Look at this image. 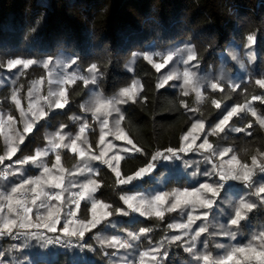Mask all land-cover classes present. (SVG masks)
Masks as SVG:
<instances>
[{
	"label": "trees",
	"instance_id": "trees-1",
	"mask_svg": "<svg viewBox=\"0 0 264 264\" xmlns=\"http://www.w3.org/2000/svg\"><path fill=\"white\" fill-rule=\"evenodd\" d=\"M250 35L254 43L247 40ZM247 46L254 53L249 83L230 88L222 77L218 81L222 92H211L206 85L200 102L195 93L184 95L178 80L173 79L158 87L165 77V70L155 68L156 53L165 57L181 54L190 48L196 56L198 76H210L217 81L216 74L222 70L232 76L237 73L236 64L228 59L223 63L222 56H228L232 51L242 56ZM145 55L152 56V61L146 60ZM14 59H31L36 63L26 69L23 78H19L15 76L16 70L8 69V63ZM60 61H66L80 72L94 74L95 84L73 85L68 90L69 104L65 109L48 114L33 124L31 133H24L22 126L29 115L22 117L21 111H27L28 102L32 99L27 94L39 80L45 83L49 68ZM45 63H48V68L44 67ZM93 64L96 65L94 70L91 69ZM0 78L4 80L0 87V111L16 122L12 137L13 143L19 146L11 159L6 158L0 163V166L14 164L11 177L0 181V192L8 193L24 179L40 175L30 163L20 165L16 162L45 147L49 130L66 125L65 128L77 133L78 123L87 121L94 129L93 145H98L97 120L83 113L82 109L89 87H96L105 97H113L136 82L135 100L121 105L120 116L124 119L120 122V129L141 151L136 152L133 145L128 144L131 151L125 152L119 167L122 176L126 177L134 175L142 167L154 165L150 172L125 185L116 184L115 173L111 169L100 168L92 179L101 184L95 198L113 205V215L104 221L108 224L102 222L97 225L78 245L67 250L49 246L38 237L19 242L2 239L0 253L4 262L12 260L16 263L25 259L24 264H121L119 255L113 254L116 250L101 246L99 241L111 236L127 237L128 232L140 235L142 228H151L152 231L141 235L140 240L131 241L138 253L149 251L164 241L156 260L152 259L156 254L149 251L146 264H188L190 258L184 250L185 245L165 239L174 236L172 229L167 227L172 224L170 213L161 220L154 214L145 217L132 212L127 216L118 215L115 208L128 210L119 198L121 195L147 192L161 185L165 191L190 186L186 176L193 175L194 167L200 175L212 168L198 153L177 152V156H172L166 151L183 146V137L194 130L192 125L197 122L205 124L202 135L206 134L212 144L229 147L255 173L253 188H246L239 181L231 185L230 188L235 190L229 202L236 198L238 206L240 198L244 197L257 205L241 222V238L235 242L237 245L251 242L260 250V241H254L252 237L264 231V203L248 193L264 186V173L252 164L253 156L257 157V165L264 164V127L254 116H245L243 121L236 120L237 116H234L232 123L245 131L223 132L214 136L209 133L221 115L219 109L212 106L213 97H217L222 106H242L259 95L263 100L257 106L262 111L264 109V88L256 83L258 79L264 80V0H0ZM13 95L19 100V107L12 99ZM20 135L25 136L23 143L19 140ZM158 152L163 155L157 156ZM7 153L6 139L0 134V156ZM56 154L61 156L59 167L67 170L64 187L68 191L63 193V197L68 202L71 192L69 173L80 166L81 159L64 147ZM54 155L49 156L48 164L55 159ZM53 174L59 175V171L53 169ZM193 179H197V175ZM216 179L214 176L211 181H219ZM223 192L220 197L223 196L222 201L227 202L229 191L224 189ZM6 203L0 199V204ZM89 209L90 206L83 201L79 211L81 219L91 218ZM6 213L7 208L0 217ZM2 221L0 219V223ZM62 225L59 224L58 228ZM60 237L68 241L64 236ZM219 243L210 241L215 246L208 244V251L223 249L216 247ZM231 264L258 262L245 261L238 255Z\"/></svg>",
	"mask_w": 264,
	"mask_h": 264
},
{
	"label": "snow or ice",
	"instance_id": "snow-or-ice-1",
	"mask_svg": "<svg viewBox=\"0 0 264 264\" xmlns=\"http://www.w3.org/2000/svg\"><path fill=\"white\" fill-rule=\"evenodd\" d=\"M247 40L249 43H254L253 36H248ZM189 55L187 56V59L183 62L185 64H188L189 61H193L196 59L195 53L192 49L187 50ZM157 56L160 55V53H156ZM149 62L152 61V56L145 55L144 57ZM234 58V57H233ZM251 59H254V57H250ZM173 59V55L169 54L166 57H164V64H167L169 61ZM36 61L28 59H14L11 60L8 63V69L16 68L17 66H22L24 69H27L30 65L35 64ZM73 63H75V60H73ZM48 63L44 64L45 68H48ZM161 67H163L162 64L157 63L155 64V68L159 70ZM91 69H96V65L93 64L91 66ZM178 78V77H175ZM174 79V76L172 74H169L164 77L163 81L161 82L158 87H163L168 81H171ZM87 83V81H85ZM256 83L261 85V87H264V80L258 79L256 80ZM183 85H184V95H188L189 91H194L196 93V99L197 101H200L202 99L201 92L199 90L198 84L194 81L192 73H190L187 69L183 72ZM212 89H217V84L211 85ZM222 90V89H221ZM31 96V93H29ZM52 95H57L58 98L54 101V103L49 102L48 108L49 109H64L67 104V96L66 92L63 88L60 89L59 93H53ZM136 95V82L133 83L131 88H123L120 91V99H101L99 96L96 98L95 106L93 109H90L92 111L93 118L98 119V114H103L105 117L110 116L112 112L120 113V108L116 107V104H123L126 103L128 100H135ZM13 100L16 101L17 107H19V100L15 95L12 97ZM254 100H260L261 97H253ZM45 100H47V97H45ZM217 108H220V104L218 102H213ZM247 110H249L252 114V116L256 117L257 112L254 108H251L250 106H246ZM244 108H241L240 106L232 107L230 110L226 112L225 115L219 120L218 123L214 126V128L211 130L209 135H216L218 133H222L225 130V127L228 125L229 121L232 117L238 115L241 111H243ZM28 112L31 113L32 116V122L26 123L24 127V133H31L33 131V124L37 122L40 119L45 118L49 113L44 110L43 107H40L38 104L36 105L34 109L33 103H29ZM21 115L27 116L28 113L21 111ZM259 119V117H257ZM9 120H12V117H8ZM124 117L121 115L115 120V125L117 128L116 138L117 139H127L126 136L120 134L122 130H120V122L123 120ZM109 121L107 118H105L102 121V127H101V134H100V143L103 144L105 141V135L106 133L103 131L105 127H107ZM259 123L261 126H264V119H259ZM66 127V125L61 126V131H57L54 135V137L50 138L48 143L50 145V148L47 149H37L34 156H29L24 158L23 160H19L16 163L20 165H25L31 162L34 165H37L39 167H42V172L40 175L32 177V178H26L19 184H16L11 188V191L8 193L0 192V199H3L6 201V204H0V213H3L5 211V208H7V212L9 214L15 215V219H10L7 216L0 217V219H3V223L0 224V235H3L5 233H11L16 230H31L36 229L40 233H59L58 236H66V237H76L80 240H83L86 233L91 231L92 229L96 228L98 224H100L102 221L108 220L112 215L113 211L111 209L113 208V205L110 203H106L101 199L95 198V193L98 191V189L101 187V184L93 179H89L86 183H83L82 185H78L76 182L69 180V185L72 188L80 187V191L73 192L69 196V201L73 204H75V208H80V202L87 199L91 201L90 206V219H74L77 216L76 211L72 210L71 208H68L67 211L63 213V225L62 227H57V225L61 221V214L58 209H56L55 205H49L48 201L56 200L61 201L64 203V197L63 193L68 191V188L64 187L65 183V175L64 173L67 171L66 169L59 167L61 162V156L57 154L55 156V163L52 165V169H50L46 164L43 163L42 158L47 157L49 155L50 151H54L56 149H59L61 147L64 148H70V150L73 153L78 152L80 159H85L86 152L83 149L77 148V141L81 139V135H76L75 138H72L70 140V144L63 143L66 139H68L70 134H61L63 128ZM193 129L199 128L201 131H203L205 124L203 122H197L196 124L192 125ZM248 127H251L249 124ZM89 128V124L87 121L83 123V125L79 128V133L83 134L85 133L86 129ZM233 131L241 132L245 131L244 128H234ZM250 134V133H249ZM189 139V136L186 135L183 137L184 141H187ZM19 140L21 143L24 142L25 136L20 135ZM59 141V142H57ZM128 144L133 145V149L136 152H140L141 149L137 148L131 139H128ZM87 143V141H85ZM198 149H202L205 151H211L212 156H219L221 159L225 157V155L231 151L230 148H224L222 150H219L218 152L213 149V144L209 142L207 135L205 136L202 143L198 145ZM16 147H10L8 153L6 156H0V163H3V161L8 158L11 159L13 155L17 152ZM91 149H89L90 151ZM124 152L131 151L128 148L123 149ZM168 153H171L172 156H177V152H189L193 151V143H188L185 146H181L179 149H173L168 148L166 150ZM105 153L101 151L99 156L93 155L90 157L92 160H102V162L115 173L116 177V184L117 185H125L131 182L133 179L141 177L143 174L150 172L153 168V164H149L147 167H142L138 171L134 173V175H128L126 177H123L120 171L119 162L121 159H123L120 155H115L113 159L116 161V165L113 166L111 160H103ZM157 156L163 155V153H157ZM169 158V157H165ZM179 158V157H177ZM156 157H153V160H155ZM206 161L209 164H212V168L206 172L203 173L204 176L209 178V181L212 180V178L218 177L219 181L227 182L229 180L233 181H240L244 184L246 188H253V176L254 171L252 168L249 167L248 164H240V162L237 160V157L233 155L230 160L225 161L224 163H221L220 165H216L213 163L211 157H205ZM225 164H227V170H225ZM252 164L259 167V171L261 173H264V164L257 165V157H252ZM53 169H58L59 175H50L53 171ZM88 172L92 173L93 169L91 167H88L87 164H85L84 168L79 169V172ZM0 175H7V173H0ZM72 174L69 173V176ZM197 173L194 172L193 176H196ZM47 178V179H45ZM32 187H29V186ZM224 187V183H212V182H204L199 184L198 187L188 189L184 188L183 190H177L176 193H174V199L169 204L168 202V193H161L157 194L156 196L152 197L151 199L142 198L136 195H121L119 198L123 202V205L126 206L128 209L127 211L125 208L116 207L115 213L118 215L127 216L129 215V212L139 213L141 216H152L153 214L163 220L165 215L164 206L168 205L166 208V211L171 213L177 210H187V222L186 223H177V224H168L167 227L169 229H179V230H185L182 232L181 235H174L172 237H165V239L169 240L170 242H177L180 241L185 245L184 250L188 253L193 254L194 258L198 261H202L203 264H230V262L234 261V257H237L238 255L243 257L245 261H257L258 264H264V231H261L258 235H255L252 237V240L254 241H260L259 248L260 250H257V248L253 245V243L249 242L244 245H237L232 244L227 247L226 249V255L221 259H213L212 254L208 251H204L202 253H197V243L199 241V238L202 234H204L207 231V226H199L194 231L192 230L193 224L197 220L204 219L207 220L208 218V212L205 211L201 215H194V212H196L197 208L200 209H212L213 206L216 204V199H218L221 195V190ZM45 188L48 189H60V191L56 192H50L45 191ZM29 193L31 194L29 196ZM248 195L256 196L260 198L261 203H264V186H260L258 188H255L254 191L248 193ZM41 196L45 197L46 200H40ZM216 198V199H214ZM31 200V205L36 207L35 212V221L32 219V217L29 215L32 213V207L29 206L28 200ZM40 200V203L37 204V201ZM257 205L255 203L249 202L246 198L241 197L238 206L235 207L234 215L229 219L226 228L221 232V236L227 237L230 241H235L237 238V235L240 233L241 228V222L245 221L248 218V213L252 212ZM42 209H46V212H42ZM154 209V212L152 211ZM55 210V214H54ZM73 224H78L79 227H71ZM41 228L45 230V232L39 231ZM235 229V230H233ZM151 228H142L140 230V235L134 234L132 232L127 233V239L121 238L119 236H111L109 239H103L100 240L99 243L101 246H107L108 248L115 249L116 251L113 252L114 255H118L119 251L121 249H131L133 247V244L129 241H138L140 240V236L144 235L146 233L151 232ZM185 237L187 239L185 240ZM149 243L151 244V240L149 239ZM164 241H160L159 244L154 245L149 251L152 253H155L156 255L152 256L153 260L157 259V256L161 252V249L163 248ZM217 248H226L223 244H217ZM206 248V244H205ZM149 251H143L140 252V259L143 261L144 257L149 255ZM2 253H0V264H5V262L2 259ZM126 264H132L131 261L127 260V257H121Z\"/></svg>",
	"mask_w": 264,
	"mask_h": 264
},
{
	"label": "rangeland",
	"instance_id": "rangeland-1",
	"mask_svg": "<svg viewBox=\"0 0 264 264\" xmlns=\"http://www.w3.org/2000/svg\"><path fill=\"white\" fill-rule=\"evenodd\" d=\"M172 55H173V59L171 61H169L167 64H164V57H162L161 55L156 56L158 58L156 60H154L155 61L154 66L157 63L162 64L163 67H161L158 71H160V70L164 71L165 70V73H164L165 76L172 74L174 76V80H178V86H179V88H182L183 91L185 90L184 85H183V72L187 69L190 73H192L194 81L198 84L202 97H203L204 91L206 90V89H204L206 85L210 87L211 92H215V90H217V94L222 92V90H221L222 87L218 83V81H220L221 80L220 78H222V77L227 81L230 88H237L238 85L249 83L250 75H251V71L253 69V63H254V59L250 58L251 56L254 57V53H253L252 48L247 46L245 48L244 55H242V56H239V54L237 52L232 51V53L230 55L222 56L223 57L222 60H223V63H225L227 59H228V61L235 63L237 66V73L234 76H232L230 74H226L225 71L222 70V72H219L216 74L217 81H214L212 79V77H210V76H203V77L198 76L197 69H196L197 64L194 60L189 61L188 64H185L183 62L184 60L187 59V56L189 55L188 51L183 52L181 54H176V55L172 54ZM166 56L167 55H165V57ZM152 59H153V57H152ZM10 70H16L15 76L16 77L19 76V78H23L24 75H26V72H25L26 69H24L22 66H17L16 68H13ZM95 77L96 76L94 74L91 75V74L83 73V72L76 70L75 68H71V65L67 64L66 61H60V62L56 63V65H53L49 68L47 75L45 76V78H46L45 83H44V80L41 79L34 84L33 88L29 92V93H31V96L29 95V93L27 94L28 97H32V99L28 102L27 106L29 107V103H33L34 109H35L36 105L38 104L40 107H43L44 110L46 112H48L49 116H50V115L56 113L57 111L61 110V109H49L48 108V103L49 102L54 103V101L58 98L57 95H52L53 93L58 94L60 89L63 88L65 90L66 96H67L68 90L71 89L73 87V85H75L77 83H82L85 85H88L90 83L95 84L94 83ZM175 77H178V78H175ZM85 81H87V83H85ZM34 82H35V80H32V83H34ZM3 83H4V80L0 78V87H1V85H3ZM212 84H217L218 88L212 89L211 88ZM189 93H195V92L189 91ZM98 96L101 99H114V98L120 99L119 95H116L113 97H105L96 87H89V89L87 90V95H86V98L84 100V104H83V108H82L83 113L93 117L92 111H90V109L94 108L95 101H96V98ZM45 97H47V100H45ZM254 97H257V96H254ZM258 97H260V96L258 95ZM262 100H263L262 98L260 100H254L252 98L248 103H245L244 105L240 106L241 108H244V110L241 111L238 115H236L237 116L236 120L239 119L240 121H243L245 116L251 117L252 114L249 110H247V107H246V106H250L251 108H254L256 110V112H257L256 120L259 123V119H264V112H263L264 109L262 111V108H259L257 106V104L262 102ZM214 101L218 102L220 104L221 108H217L215 106V104L213 103ZM68 104H69V101H68ZM68 104H67V106H68ZM121 105L122 104H116V107L120 108V110L122 111ZM212 106L214 108H216L217 110L219 109V113H221L220 118L218 119V122L223 117V115L226 114V112L228 110H230L232 107H236V105H234V104H227L225 106H222L221 102L218 100L217 97H213ZM121 111H120V113L112 112V114L110 116H107V117H105L102 113L98 114L99 118L96 120H97V128H98L99 137L101 134L102 121L105 118H107L109 123H108L107 127H105L103 129V131L106 133L104 143L101 144L100 139H99L97 146L93 145L94 144L93 139L91 138L93 136V133H94L93 132L94 129L92 127L89 126V128L86 129L85 133H83V134L79 133V128L83 125L84 122L78 123V132L77 133H73V131L71 129H67L65 127L63 128L61 134H70L68 139H66L63 143L70 144V140L72 138H75L76 135H81V139L79 141H77V148H78V150L83 149L86 152V157L83 160L81 159L80 166H77L76 169L71 172L72 175L69 178L71 181L76 182L78 185H82L83 183H86L89 179H92V176L100 168L108 167V165L104 164L102 162V160L90 159L91 156H93V155L99 156L101 151H103L105 153L103 160H111L113 166H115L116 161H115V159H113V157L117 154L120 156H123L125 154L123 149L124 148H128V149L130 148V147H128V142H127L128 139H117L116 138L117 128L115 125V120L120 116ZM23 112L28 113V115H29L25 119L26 120L25 124L31 123L32 122L31 113L28 112V109H27V111H23ZM257 117H259V119ZM45 118H43V119H45ZM233 118L234 117L231 118L228 125L225 127L224 132H236V131H233L234 128H241L238 125H235L232 123ZM93 119L95 120V118H93ZM41 120L42 119H40L38 121H41ZM15 124H16L15 121L9 120L8 116L2 114V112L0 111V134L2 136H4L6 139V142L8 145V151H9L10 147H16L19 150V146L15 145L13 143V137H12V132L16 128ZM25 124H23V126H22L23 131H24ZM57 131H61V126H58L57 128L53 129V131H50V130L47 131V133H46L47 145L40 150L50 148L48 141L50 138L54 137V135ZM120 134L126 136L122 131L120 132ZM188 136H189V139L187 141H183V146L186 147V145L188 143H193V151L183 152V153H187V154L188 153H198L204 162L206 161L205 157H211L214 164L220 165L221 163H224L225 161L230 160L233 155L236 156V154L234 152L230 151L225 155V157H223L221 159L218 155L212 156L211 151H205L202 149H198V145L203 142V140L206 136V134L202 135V131L199 128L192 130V132H190L188 134ZM85 141H87V143H85ZM57 142H59V141H57ZM209 142L212 143L211 140H209ZM224 148H229V147H226V146L223 147V146H218V145L216 146L215 144H213V149L216 150L217 152L219 150L224 149ZM59 149H56L54 151H50L49 155L47 157L42 158L43 163L46 164L50 169H52V165L55 163V159L52 160L50 164H48L49 156L52 154L53 155L56 154ZM68 149L71 153H73L70 150V148H68ZM89 149L92 150V152L90 154H89V152L91 150L89 151ZM18 150H17V152H18ZM73 154L78 155V152L73 153ZM237 160L240 162V164H245L238 157H237ZM29 163L31 166H34L35 168H37L39 170V174H41L42 167L34 165L31 162H29ZM85 164H87L88 167H91L93 169L92 173H88L86 171L83 173L79 172V169L84 168ZM210 165L212 167V164H210ZM227 167H228L227 164H225V170H227ZM193 169H194L193 173L194 172L197 173V179H193L194 176L192 174L187 175L186 176L187 182L190 183V186L186 185L183 188L169 189V190L165 191V189L163 188V185H161L159 187L152 188V189L148 190L147 192L132 193L129 195H136V196H139L142 198L151 199L152 197L156 196L157 194L168 193L169 195H168L167 199H168V202L170 204L172 202V200L174 199L173 194L176 193L177 190H183L184 188L192 189V188L198 187L199 184H201V183L210 182L209 179L205 180V176L200 175V171H198L197 168H196L197 170L195 169V167ZM56 170L58 171V169H56ZM73 174H74V176H73ZM50 175H54L53 171ZM66 177L67 176H65V178ZM45 179H47V178H45ZM217 179H218V177H217ZM211 182L212 183H224V187L221 190V195L224 193L223 192L224 189H228L229 196L226 199L227 202L222 201L224 198L222 196V197H220L221 198L220 200L214 198V199H216V204L213 206L212 209L197 208L196 212H194V215H201L205 211H207L209 215H208L207 220H204V219L197 220L195 222V224H193L192 230L194 231L199 226H205V225L207 226V231L201 235V237L199 238V241L197 243V248H196L197 253H202L205 250L208 251V249H209L208 244H210V241L220 242L219 244L222 243L223 245L226 246V248H223V249L219 248L220 250H218V252L216 251V249H215V251H213V250L208 251L212 254L213 259L218 260V259L223 258L226 255V249L228 246H230L232 244H236L235 241L239 240L241 238V235L238 234L235 241H230L227 237L221 236V232L226 228L229 219L234 215V211H235L234 208L237 204V199L235 198L231 202H229V198L232 197L231 194H234L233 190H235V188L232 189L230 187L233 183H235L237 181L229 180L227 182H223V181H217V182L211 181ZM73 190H81V189H80V187H75V188L71 187V191H73ZM45 191H47L46 188H45ZM83 201L86 202V206H91L90 200L85 199ZM54 205L56 206V209L59 210V208H58L59 206L56 202L54 203ZM167 206L168 205L164 206L165 214L169 213L166 211ZM152 211L154 212V209ZM132 213H134V212H132ZM54 214H55V211H54ZM134 214L141 216L139 213H134ZM170 214L173 216V218L171 220L172 224L186 223L187 222V210L186 209L183 210V212L181 210H177V211L171 212ZM5 215L8 217L9 213H6ZM14 217H15V215H13V214H11V216H9L10 219H13ZM141 217H145V216H141ZM102 222H104V221H102ZM102 222L100 224H102ZM100 224H98V225H100ZM106 224H108V223L104 222V225H106ZM57 227H58V225H57ZM71 227H79V225L73 224V225H71ZM233 230H235V229H233ZM172 231H173V235H181L182 232L185 230L172 229ZM120 237L127 239V237L124 235L120 236ZM38 238L41 239V237H38ZM64 238L66 240H68L67 242H73L75 244L82 241L76 237L64 236ZM186 239H187V237H185V240ZM129 242L131 243V241H129ZM205 244H206V248H205ZM210 245H211V247L215 246V244L214 245L210 244ZM143 251L144 250H142L140 252H143ZM140 252L138 253L136 251V249H134V246L131 249H121L120 252L118 253L119 258H120L118 261L121 264H126V262L121 257H127V260L131 261L132 264L133 263L134 264H146L147 257H144L143 261H141L140 255H139ZM189 258H190V261L188 264H203L202 261H198L197 259H195L193 254H191V253H189ZM24 261H25V259H22L21 261H17L16 263H14L11 260V262L6 261L5 264H13V263L14 264H24ZM230 264H231V262H230Z\"/></svg>",
	"mask_w": 264,
	"mask_h": 264
},
{
	"label": "built area",
	"instance_id": "built-area-1",
	"mask_svg": "<svg viewBox=\"0 0 264 264\" xmlns=\"http://www.w3.org/2000/svg\"><path fill=\"white\" fill-rule=\"evenodd\" d=\"M13 163H6V164H3L0 166V173H7V175H0V181H5V180H8L10 177H11V172H12V169H13ZM50 192H56V191H60V189H50L48 190ZM80 190H73L70 192L73 193V192H78ZM69 194V196H70ZM31 194L29 193V196ZM40 200H46L45 197L41 196ZM40 200L37 201V204L40 203ZM69 200V198H68ZM57 203L58 204V208H59V211H60V214H61V221L59 224H63V213L65 211L68 210V208H71L72 210L76 211L77 213V216L74 218V219H81L80 218V215H79V211H80V208H81V204L83 201L80 202V208L79 209H76L75 208V204L71 203L70 201L66 202L64 200V203H62L61 201H56V200H52V201H48L49 205H54V203ZM28 204L29 206L32 207V213H30L29 215L32 217V219L35 221V212H36V207L35 206H32L31 205V200L29 199L28 200ZM42 212H46L47 210L46 209H42L41 210ZM1 224V223H0ZM58 224V225H59ZM39 231L41 232H45V230L43 228H41ZM33 237H41L45 243L49 246H53V247H57V248H60V249H64V250H67V249H70L72 247H75L77 244L73 243V242H66L64 241L60 236L54 234V233H40L38 232L36 229H31V230H16V231H13L11 233H5L3 235H0V241L2 239H9V240H12V241H15V242H19V241H24L26 240L27 238H33Z\"/></svg>",
	"mask_w": 264,
	"mask_h": 264
},
{
	"label": "crops",
	"instance_id": "crops-1",
	"mask_svg": "<svg viewBox=\"0 0 264 264\" xmlns=\"http://www.w3.org/2000/svg\"><path fill=\"white\" fill-rule=\"evenodd\" d=\"M55 211V210H54ZM4 221L1 222V224L3 223Z\"/></svg>",
	"mask_w": 264,
	"mask_h": 264
}]
</instances>
